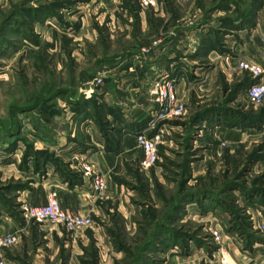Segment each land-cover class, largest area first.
Returning a JSON list of instances; mask_svg holds the SVG:
<instances>
[{
    "label": "rangeland",
    "instance_id": "rangeland-1",
    "mask_svg": "<svg viewBox=\"0 0 264 264\" xmlns=\"http://www.w3.org/2000/svg\"><path fill=\"white\" fill-rule=\"evenodd\" d=\"M168 9L183 15L186 46L174 51L188 49L196 58L184 60L182 80L160 74L167 63L157 49L175 37ZM239 61L264 66V0H155L148 8L134 0H0V216L18 222L14 262L219 264L223 250L231 262L245 264L248 253L259 256L264 100L255 105L246 96L251 81ZM133 63L123 85L149 87L140 95L145 108L136 132L162 130L156 164L142 170L137 160L126 161L123 174H111L92 160L53 157L46 144L76 131L85 104L92 135L118 132L104 123L106 105L95 91ZM164 77L175 80L184 118L161 120L150 130L158 109L153 84ZM85 165L109 179L113 192L95 200L101 211L89 228L66 233L22 217L20 206L31 204L20 190L34 177L44 179L54 166L67 177L83 174ZM54 230L62 233L59 241L46 237Z\"/></svg>",
    "mask_w": 264,
    "mask_h": 264
},
{
    "label": "crops",
    "instance_id": "crops-1",
    "mask_svg": "<svg viewBox=\"0 0 264 264\" xmlns=\"http://www.w3.org/2000/svg\"><path fill=\"white\" fill-rule=\"evenodd\" d=\"M182 17V13L173 9H168L167 26H170L171 29H174L173 35L175 37H171V39L165 43H160L157 49L159 50V53L160 51L164 53L165 57H163V60L165 63H167L165 66L166 71H160V74L166 73L169 77H176L178 80H182V76H186L182 71L183 62L193 58V55H191L192 58H189L187 53L188 49L181 53L183 56L181 54H176V51H174L177 50L178 47H181V44L184 47L186 46V43L182 39V35L184 37L185 34L184 32L181 34L183 30L181 24ZM145 21L147 20L145 19ZM177 31H179V33ZM177 34L178 38H176ZM157 56L158 54L151 56L150 60L153 62V64H155ZM195 59L196 58H194V60ZM177 63L178 65H176ZM135 66L136 63H133V65H122L121 68L111 73V78L106 82V86H104L103 89L95 91V93L99 95V98H97L99 99L98 101L106 105L105 110L102 112L104 123L110 122L111 124L110 126H107V128L109 129L110 127L116 126L115 128L118 132L113 133L111 130L107 131L108 133H111L110 137L108 134L92 135L93 130L91 133V129L93 124L91 120L92 117L90 116L92 115V111L86 110L87 104H85L82 114L83 119L79 120L80 123L77 122V124L74 126L76 131H71L69 134L63 137L52 136V140L50 141L51 144H46V146L49 147L53 157H58L60 160L66 162H68V160H70L72 157H77L78 160H92L94 164L100 169V171L111 174H123L126 161L128 162L137 160L138 165V161L141 157V150L136 144L134 135L140 126V122L143 120V117H141L142 115L140 116V108L141 106L142 108H145L143 107V103L140 101V95H147L149 87L144 89L140 83H135V86L129 87L123 85V82H125L128 77H132L129 72L133 71L132 67ZM148 68L152 67L149 65ZM137 77L144 79L142 75ZM111 83L116 84L111 85ZM96 94L95 97H97ZM152 107L153 105H150V108ZM82 127H84V129H82ZM69 173L71 176H64L62 171L57 170L54 166L47 170V174L44 179L38 180L34 177V180L31 181L29 187L22 188L20 190V196L26 200L27 203L33 206H38L43 205L46 202V196L48 192L55 191L57 194L58 203L62 209H68L83 214L92 213L93 215L91 214L90 216L93 220V216L98 214L99 210L101 211V202H96L93 199L89 178L77 170L70 171ZM111 188V182L109 179H107L105 193H107L110 198L113 196ZM114 189L115 192H117L118 186L114 185ZM4 219L5 220H3V218L0 216V236L6 232L15 233V231L19 229L17 224L18 222L14 220V218L4 217ZM24 234L27 235L28 233L24 232ZM36 234L37 232H35V235ZM50 234H47L46 237L49 236L48 238H53L56 241H59V238L62 236V233L59 232V230H54L53 232H50ZM20 247H22V251L19 255L23 256V253H25L24 245H20ZM17 249H19V246H12L5 250L4 264H16V262L13 260V257H17ZM36 251L39 252V255L42 254V252L39 250V247H36ZM263 251L264 247H260L259 256H254L255 253L252 252L248 253L249 255L247 256L245 255V264H264V259L262 257ZM54 254L56 255V251ZM21 263L35 264L34 261L29 263Z\"/></svg>",
    "mask_w": 264,
    "mask_h": 264
},
{
    "label": "built area",
    "instance_id": "built-area-1",
    "mask_svg": "<svg viewBox=\"0 0 264 264\" xmlns=\"http://www.w3.org/2000/svg\"><path fill=\"white\" fill-rule=\"evenodd\" d=\"M141 8L153 7L155 0H134ZM239 69L247 74L251 83L248 84L245 92L250 101L255 104H261L264 100V66L239 61ZM96 84L101 82V78L94 79ZM155 93V101L158 104V109L154 113L152 119L149 120L148 126L152 130L155 124L161 120H181L184 118L185 108L178 101L175 80L164 77L158 79L153 84ZM137 146L141 150V157L138 161V168L142 170L153 167L159 157L158 149L162 142V130L151 136H148L143 131H138L134 135ZM83 174L90 180L92 196L94 200H104L106 198V183L103 175L93 170L91 166H83ZM20 214L27 221L35 223H50L61 227L66 233H74L82 229L89 228L93 220L89 214L74 212L68 209H62L57 200L55 191L48 192L46 202L43 205L33 206L23 204L20 206ZM260 230L264 233V225L260 226ZM219 234L213 231L212 239L219 241ZM17 243V234L7 232L0 236V264H4V252L6 249L14 246ZM219 264H237L231 262L223 250L218 260Z\"/></svg>",
    "mask_w": 264,
    "mask_h": 264
},
{
    "label": "trees",
    "instance_id": "trees-1",
    "mask_svg": "<svg viewBox=\"0 0 264 264\" xmlns=\"http://www.w3.org/2000/svg\"><path fill=\"white\" fill-rule=\"evenodd\" d=\"M247 80H248V81H250V79H249V78H247Z\"/></svg>",
    "mask_w": 264,
    "mask_h": 264
}]
</instances>
